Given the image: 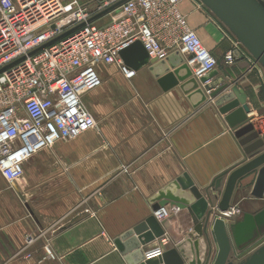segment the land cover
<instances>
[{
    "label": "crops",
    "instance_id": "obj_1",
    "mask_svg": "<svg viewBox=\"0 0 264 264\" xmlns=\"http://www.w3.org/2000/svg\"><path fill=\"white\" fill-rule=\"evenodd\" d=\"M179 9L217 60L208 83L223 77L244 92L250 110L263 115L264 68L247 50L225 65L231 44L226 27L200 0H183ZM98 71L101 85L82 96L96 126L30 156L14 183L0 174V264H128L114 241L152 215L157 193L187 173L216 204L222 186L211 189L212 180L250 160L214 99L196 106L198 94L191 97L179 86L163 90L147 66L132 78L116 65L100 64ZM199 87L206 95L214 90ZM255 178V171L244 176L233 194L231 205L243 213L264 206V198L251 196ZM167 206L171 213L162 225L170 239L160 255L194 226L186 209ZM27 236L35 238L31 245ZM157 246L158 238L141 248L146 255Z\"/></svg>",
    "mask_w": 264,
    "mask_h": 264
},
{
    "label": "built area",
    "instance_id": "obj_2",
    "mask_svg": "<svg viewBox=\"0 0 264 264\" xmlns=\"http://www.w3.org/2000/svg\"><path fill=\"white\" fill-rule=\"evenodd\" d=\"M119 1L0 0V174L7 182L22 176L30 156L96 126L82 96L101 85L100 64L134 76L119 57L132 43L140 41L154 61L179 50L197 79L216 67L217 60L179 9L183 0H125L94 18ZM105 16L109 20L98 24ZM225 35L231 44L223 62L232 66L247 52L227 28ZM247 114L264 137V114ZM208 206L215 209L216 204ZM170 213L167 205L152 211L160 223ZM236 213L239 208L231 205L215 216L230 219ZM158 239L147 258L159 256L170 238L164 232ZM34 240L27 236V245Z\"/></svg>",
    "mask_w": 264,
    "mask_h": 264
},
{
    "label": "water",
    "instance_id": "obj_3",
    "mask_svg": "<svg viewBox=\"0 0 264 264\" xmlns=\"http://www.w3.org/2000/svg\"><path fill=\"white\" fill-rule=\"evenodd\" d=\"M124 1L120 0L94 18L116 8ZM200 2L264 68V2L261 0H200ZM67 33L69 31L62 36ZM119 57L133 70L147 66L163 90L179 86L184 92L191 93V97L198 94L196 106L206 102L207 97L214 99L213 103L218 107L219 113L226 115L225 122L233 129L234 135L240 138V144L247 145L244 151L251 156L247 162L222 171L212 180L211 189L222 186V194L215 209L208 206L212 201L209 191L204 190L203 193L187 173L157 193L152 200L153 210L168 204L176 209H186L192 217L194 226L173 248L156 258H147L141 246L151 243L165 232L162 225L164 222L159 223L151 215L146 221L114 241L125 255L128 264H209L213 250L212 240L216 251L211 264H264V244L240 261L234 262L232 259L234 248L241 250L263 233L254 236V232L264 224V206L255 212L243 213L242 218L235 222H229L223 216H215L217 212L230 209L238 181L251 172H256L251 196L264 198V150L259 152L264 146V139L260 137L261 132L255 130L247 121L246 114L250 112V108L244 92L225 82L223 77L208 83L216 74V70L198 79L195 78L186 63V57L179 50L172 51L165 59L154 61L149 58L142 43L136 41L122 49ZM200 83L204 84L205 91L212 88L214 90L206 95L199 87ZM227 89L228 92H224Z\"/></svg>",
    "mask_w": 264,
    "mask_h": 264
},
{
    "label": "rangeland",
    "instance_id": "obj_4",
    "mask_svg": "<svg viewBox=\"0 0 264 264\" xmlns=\"http://www.w3.org/2000/svg\"><path fill=\"white\" fill-rule=\"evenodd\" d=\"M261 1L264 2V0H261ZM242 213H243L242 211H239V213H236L235 217L233 216L230 219H227V221L231 222V221H233L234 218L241 217ZM262 244H264V232L262 234H260L254 241H252L251 243L246 245L244 248H242L241 250L234 248V252H233V256H232L233 261L234 262L240 261L241 259L248 256L250 253H252L255 249H257ZM212 245H213L212 246L213 250H212V258L210 260L211 262L213 260V257H214L215 251H216V246L214 245L213 240H212Z\"/></svg>",
    "mask_w": 264,
    "mask_h": 264
},
{
    "label": "bare ground",
    "instance_id": "obj_5",
    "mask_svg": "<svg viewBox=\"0 0 264 264\" xmlns=\"http://www.w3.org/2000/svg\"><path fill=\"white\" fill-rule=\"evenodd\" d=\"M242 214H243V213H242ZM242 214H241V218H242ZM260 232H264V224H263L260 228L257 229V232H256V231L254 232V236H255L256 234L260 233Z\"/></svg>",
    "mask_w": 264,
    "mask_h": 264
}]
</instances>
